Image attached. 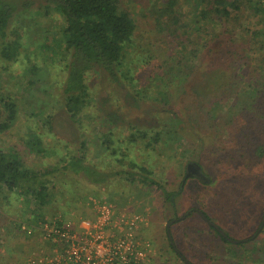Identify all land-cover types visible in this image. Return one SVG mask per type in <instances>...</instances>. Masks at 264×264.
Returning a JSON list of instances; mask_svg holds the SVG:
<instances>
[{
	"label": "rangeland",
	"instance_id": "374dc122",
	"mask_svg": "<svg viewBox=\"0 0 264 264\" xmlns=\"http://www.w3.org/2000/svg\"><path fill=\"white\" fill-rule=\"evenodd\" d=\"M160 1L123 0L138 23L125 63L126 75L130 71L133 79L127 77L119 87L102 73H88L90 106L70 122L61 93L66 59L62 15L50 0H8L14 5L9 28L13 36L18 33L21 48L16 63L0 62V99L9 97L17 106L13 125L0 131V149L43 170L58 163L62 155L75 153L82 136L89 143L87 162L115 172L131 170L130 159L150 171L144 176L159 183V187L149 186L139 178L127 182L115 176L108 183L78 185L77 198L85 199L73 205L66 203L64 189L54 183L56 201L41 212L46 219L60 217L73 224L92 218L90 198H103L146 219L140 235L150 245L153 264H264V224L257 232L264 209V47L257 49L258 41L264 40L263 18L243 11L233 43L221 28L208 39L187 21L197 18L202 4L181 0L180 12L185 17L181 24L188 27L186 34L193 36L192 41L196 40L189 45L187 39V46H182L179 39L156 35L142 15L145 6ZM254 32L261 34L254 37ZM150 48L153 51L147 52ZM143 53L154 56L152 65L139 61ZM240 55L251 60L241 62L236 57ZM156 63L165 67L160 69L164 74L161 82L153 79ZM170 65L175 68L168 75L165 69ZM177 71L181 73L177 75ZM26 78L34 81L32 85ZM107 97L109 103L104 102ZM2 100L0 120L5 117ZM109 112L114 113L117 124L108 121ZM175 114H179L177 121L172 117ZM157 122L166 126L161 129V142L149 146H145L146 140L129 143L136 127L151 136ZM129 124L136 127L131 129ZM167 129L172 133L169 141ZM107 130L115 142L114 155L102 145ZM37 137L46 150L43 157L27 146ZM122 153L127 158L120 162ZM188 161L199 166L206 183L187 180L179 185ZM164 192L177 193L174 208L165 201ZM188 210V216L179 219ZM196 210L236 242L221 240ZM37 213L29 207L28 198L0 189V251L5 242L16 251L5 264H22L43 248L38 235L27 238L15 226L28 221L36 224ZM175 219L179 221L169 227L174 251L167 240L166 224Z\"/></svg>",
	"mask_w": 264,
	"mask_h": 264
},
{
	"label": "trees",
	"instance_id": "16d2710c",
	"mask_svg": "<svg viewBox=\"0 0 264 264\" xmlns=\"http://www.w3.org/2000/svg\"><path fill=\"white\" fill-rule=\"evenodd\" d=\"M53 2L56 10L62 15L64 19L63 26V50L65 51L64 65H63V84H61V93L63 96V107L67 114V119L74 122L80 115L90 106V94L88 86L85 82L88 73L97 71L102 73L104 79L110 83H115L117 86H122L124 80L133 79L129 72L126 75L125 65L127 52L132 47V41L137 28V20L134 19L131 10L123 6V0H50ZM181 0H163L158 3L153 2L144 7L142 15L148 19L150 26L156 31V35L167 34L171 39H179L181 45L185 44L188 40L189 45H193L196 40L193 36L186 34L187 28L184 24V15L180 12ZM191 1V0H187ZM202 4L198 10V16L195 19L187 20L190 28L197 29L198 32L204 36H209L208 39L214 37L216 28H221L222 34L230 35L231 42L233 43L234 33L239 28V20L243 11H248L256 18H263L264 22V0H199ZM14 13V5L10 4L8 0H0V62L1 63H16L20 56L21 43L19 37L13 36L10 30V22ZM202 22V25H199ZM199 25V27H198ZM229 25L232 26L229 28ZM214 26V28H213ZM241 26V25H240ZM196 30V31H197ZM152 31V30H150ZM260 31V30H259ZM259 32H254V37L259 36ZM193 35V34H192ZM218 36L217 34L215 37ZM195 39V38H194ZM198 39V38H197ZM157 40V39H156ZM192 43V44H190ZM259 47H264V40H259ZM151 45V44H149ZM185 46H187L185 44ZM153 51L152 48L147 52ZM243 59H242V57ZM159 57V56H158ZM156 56V58L158 59ZM240 58L241 62L247 63L248 56H236ZM150 59H154L153 55L146 56L140 55L139 61L143 64L152 65ZM156 59V60H157ZM251 60L249 56L248 60ZM149 60V62L147 61ZM133 63L135 61L132 59ZM136 61H138L136 59ZM242 63L243 65H245ZM155 71L153 79L156 81H163V69L165 67L160 64H155ZM175 68V65L168 67L166 74ZM32 70H36L33 66ZM180 71H177V75ZM181 73V72H180ZM179 73V74H180ZM127 77H129L127 79ZM27 84L32 85L33 80L26 78ZM123 80V81H122ZM179 83L182 82L178 78ZM257 82V81H256ZM253 91L251 96H253ZM252 98V97H251ZM2 99H0L1 101ZM111 101L110 97L104 99L105 103ZM98 104L100 102H97ZM3 112L5 117L0 120V131L9 129L16 120L17 106L7 97L2 100ZM114 113H107L108 121L112 124H117V118ZM179 115V114H177ZM177 115L172 117L177 121ZM50 116L47 117L46 122L49 124ZM179 119V118H178ZM130 128L136 125L129 124ZM134 126V127H133ZM166 128L162 123L157 122L156 127L152 131L153 135H148L147 131L135 128L134 134L129 135V143H134L138 140H146L145 146L153 145L161 142L162 130ZM162 129V130H161ZM167 141L170 139L172 133L167 129ZM110 130L106 131V136L102 145L106 149H112L113 155L115 142L110 136ZM164 131V130H163ZM173 133L177 132L174 131ZM166 135V136H167ZM81 140L78 143V150L73 154H64L59 159L58 163L53 166L46 167L43 170H38L27 166L24 162L14 155L13 153H5L0 149V189L13 193L17 196H22L29 199V207L37 209L39 222L44 221L46 218L42 217L41 212L45 208H49L51 203L56 201L52 194L54 183L60 184L64 189L66 203L73 205L78 200L85 199L84 196L77 198V188L82 187L83 184L98 185L108 183L109 180L115 176H121L127 182H133L137 178L140 183L149 186H158L159 183L153 178L144 176L149 174L150 171L139 166L134 161L129 159L131 170L121 171H105L100 168L96 163L87 162L85 157V149L88 147L86 138L80 136ZM30 152L36 155L45 156V148L40 140L34 142H27ZM120 162L127 158L125 154H120ZM137 170V172H134ZM144 173V174H143ZM57 181V182H56ZM87 195V194H86ZM85 195V196H86ZM175 195L177 193H165L164 199L171 204L174 203ZM98 197V196H97ZM69 199V200H68ZM34 201V202H32ZM33 204H32V203ZM174 205V204H173ZM35 211H33L34 213ZM33 215V214H32ZM36 215V214H35ZM206 217V216H205ZM206 222V221H205ZM27 222L26 224H31ZM37 223V222H36ZM208 224V222H206ZM19 224L15 226L19 233ZM209 226V224H208ZM210 227V226H209ZM38 231L35 230L32 235H25V237H34ZM221 240L227 241L225 237L221 236ZM5 247L0 251V264H5L12 261L11 258L16 254V251L5 242ZM2 244V245H3ZM13 255V256H11ZM28 258V257H27ZM23 264V263H22Z\"/></svg>",
	"mask_w": 264,
	"mask_h": 264
},
{
	"label": "built area",
	"instance_id": "2783aa9c",
	"mask_svg": "<svg viewBox=\"0 0 264 264\" xmlns=\"http://www.w3.org/2000/svg\"><path fill=\"white\" fill-rule=\"evenodd\" d=\"M92 218L66 223L60 217L36 224L20 222L25 235L38 231L43 248L23 264H153L152 250L140 235L141 214L130 213L103 198H90Z\"/></svg>",
	"mask_w": 264,
	"mask_h": 264
},
{
	"label": "flooded vegetation",
	"instance_id": "af4514ba",
	"mask_svg": "<svg viewBox=\"0 0 264 264\" xmlns=\"http://www.w3.org/2000/svg\"><path fill=\"white\" fill-rule=\"evenodd\" d=\"M187 180H196V181H198V182H204V183H206V178H204V177H201V174H200V171H199V166H197L196 164H194V163H192V162H190V161H188L187 163H186V165H185V168H184V174H183V176H182V178L180 179V183H179V185H184L185 183H186V181ZM167 193H169V192H167ZM174 193V192H173ZM168 203V205L171 207V208H174V203L173 204H171V203H169V202H167ZM189 211L190 210H188L187 212H186V214H184L183 216H181V217H184V218H186L187 216H188V213H189ZM197 212L199 211V210H196ZM263 211H264V209H263ZM263 211H262V214H261V221H262V218H263ZM199 213V212H198ZM202 213V212H201ZM203 214V213H202ZM186 215V216H185ZM199 215L201 216V214L199 213ZM204 215V214H203ZM205 216V215H204ZM180 217V218H181ZM202 217V216H201ZM179 218V219H180ZM179 219H175V220H177V221H179ZM182 220V219H181ZM204 220L206 221V222H208V224H209V226H210V228L211 229H213L214 230V232H219V228L216 226V225H214L212 222H210L209 220H207V218H204ZM261 221H260V224H261ZM176 222V221H175ZM215 227H217V228H215ZM167 233V232H166ZM170 233V232H169ZM220 233V232H219ZM221 236H223L222 234H221ZM170 237H171V235H170ZM223 237H225V239L227 240V242H229V243H234V242H236L235 240H232V239H229L228 238V236H223ZM167 240H168V242H169V246H170V248H172V250H174L175 251V248L174 247H172L171 245H172V238L169 240V238H168V235H167ZM180 258H182L181 256H179Z\"/></svg>",
	"mask_w": 264,
	"mask_h": 264
},
{
	"label": "water",
	"instance_id": "95a60500",
	"mask_svg": "<svg viewBox=\"0 0 264 264\" xmlns=\"http://www.w3.org/2000/svg\"><path fill=\"white\" fill-rule=\"evenodd\" d=\"M200 214H201V216L203 217V218H206L200 211H198ZM182 218H184V217H181L180 219H182ZM176 220H171L169 223H167L166 224V232H167V235H168V238H169V240L171 239V237H170V233H169V227H170V225L173 223V222H175ZM264 224V211H263V218H262V221H261V224H260V227H259V229L257 230V232L261 229V227H262V225ZM215 228H217V227H215ZM219 232H220V234H222L223 236H225V234L221 231V230H219ZM256 232V233H257ZM172 245H173V243H172ZM171 245V246H172Z\"/></svg>",
	"mask_w": 264,
	"mask_h": 264
}]
</instances>
